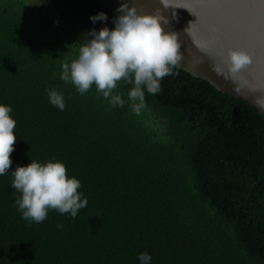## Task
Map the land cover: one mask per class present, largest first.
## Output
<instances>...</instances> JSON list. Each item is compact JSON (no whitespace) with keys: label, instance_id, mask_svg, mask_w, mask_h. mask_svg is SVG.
I'll list each match as a JSON object with an SVG mask.
<instances>
[{"label":"trees","instance_id":"16d2710c","mask_svg":"<svg viewBox=\"0 0 264 264\" xmlns=\"http://www.w3.org/2000/svg\"><path fill=\"white\" fill-rule=\"evenodd\" d=\"M45 1L63 21L31 0H0V104L17 138L0 176V264H140L143 252L149 264H264V117L178 68L138 113L126 81L113 91L123 107L95 85L81 95L62 64L114 19L96 0ZM32 160L61 161L80 181L88 204L74 219L22 218L11 171Z\"/></svg>","mask_w":264,"mask_h":264},{"label":"clouds","instance_id":"9594fccd","mask_svg":"<svg viewBox=\"0 0 264 264\" xmlns=\"http://www.w3.org/2000/svg\"><path fill=\"white\" fill-rule=\"evenodd\" d=\"M166 6V0H161ZM115 28L103 27L91 30L86 41L78 48L77 58L62 64L60 79L71 83L81 94H86L93 85L113 106L123 107L121 95L113 94L121 81L131 83L128 100L133 111L143 106L144 94L160 91V81L173 74L181 60L180 42L175 32H166L163 25L168 20L162 15L140 14L127 0L117 9ZM93 23L107 19L101 12L90 17ZM192 25V24H190ZM188 29H185L188 34ZM250 55L241 49L227 50L228 72L235 76L251 64ZM217 72L222 69L217 67ZM51 105L63 111L66 107L62 93L48 90ZM11 106L0 104V176L9 174L12 165L11 153L17 140L14 135L16 121L12 118ZM11 186L19 196L15 206L31 226L42 223L49 210L61 215L69 214L73 219L79 210L88 204L79 191L81 183L76 177H69L65 164L49 160L45 163L32 160L27 166H17L11 171ZM63 227V225H58ZM140 264H149L150 254L138 255Z\"/></svg>","mask_w":264,"mask_h":264},{"label":"water","instance_id":"95a60500","mask_svg":"<svg viewBox=\"0 0 264 264\" xmlns=\"http://www.w3.org/2000/svg\"><path fill=\"white\" fill-rule=\"evenodd\" d=\"M96 2L115 19L125 0ZM127 2L140 14L168 20L165 31L175 32L181 45L182 60L176 68L245 101L264 117V0H166V6L161 0ZM229 48L246 51L252 60L235 76L228 72Z\"/></svg>","mask_w":264,"mask_h":264},{"label":"rangeland","instance_id":"374dc122","mask_svg":"<svg viewBox=\"0 0 264 264\" xmlns=\"http://www.w3.org/2000/svg\"><path fill=\"white\" fill-rule=\"evenodd\" d=\"M32 4L36 5L42 12L43 16H57V21H63L62 16L58 15V12L51 7V5L45 0H31Z\"/></svg>","mask_w":264,"mask_h":264}]
</instances>
